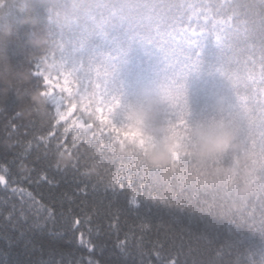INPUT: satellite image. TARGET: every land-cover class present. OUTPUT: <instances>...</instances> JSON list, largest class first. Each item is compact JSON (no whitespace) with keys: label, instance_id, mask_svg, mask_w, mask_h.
Instances as JSON below:
<instances>
[{"label":"trees","instance_id":"obj_1","mask_svg":"<svg viewBox=\"0 0 264 264\" xmlns=\"http://www.w3.org/2000/svg\"><path fill=\"white\" fill-rule=\"evenodd\" d=\"M22 3L16 16L27 22L13 19L4 52L13 69L8 73L12 84H0V99H18L16 91L24 89L28 99L16 112L28 105L29 113L22 112L26 123L34 107L58 112L46 93L45 72L72 79L76 94L83 95L71 96V102L77 103L76 114L91 130L68 120L67 125L52 121L55 127L43 130L37 122L31 131L37 137L49 132L55 136L70 126L61 140L71 146L77 135L95 170L118 179L139 207L112 220L96 217L78 226L74 244H65L67 237L61 241L72 251L66 264H88L89 259L100 264H264V0ZM72 18L75 22L69 23ZM33 32L43 35L41 43L32 42ZM148 82L166 86L168 118L177 137L191 109L193 117L232 121L242 147L205 159L178 147L169 178L160 183L138 149L120 152L131 135L122 106ZM38 89L48 96L47 103L29 105ZM217 96L226 98L222 111L216 109ZM2 109L0 104V148L10 134L4 131L5 115L11 118ZM20 131L28 134L30 127ZM2 157L0 150V165L6 166ZM241 183L252 185L243 198L235 192ZM19 187L48 201L47 186L37 189L24 182ZM56 191L67 194L60 201L65 210L84 205L90 209L93 201L104 199L102 192H78L63 180ZM81 239L103 241L104 250L94 244L90 249ZM121 243L128 244L127 257L121 256ZM5 247L12 245L0 239V250Z\"/></svg>","mask_w":264,"mask_h":264},{"label":"snow or ice","instance_id":"obj_2","mask_svg":"<svg viewBox=\"0 0 264 264\" xmlns=\"http://www.w3.org/2000/svg\"><path fill=\"white\" fill-rule=\"evenodd\" d=\"M16 92L18 99L9 96L0 99L3 113L11 116L5 115L4 131L10 134L5 136L0 148L6 163V166L0 165V186L4 193L0 197V239L12 245L11 248L0 250V257H3L0 264H66L65 257L72 255V251L62 246L61 241L67 237L64 243L74 244L78 226L91 223L96 217L112 220L125 213L138 211L139 207L135 197L129 198L118 179L113 181L103 172L95 170L88 151L77 135H73L71 146L61 140V135H66L70 126L65 127L59 135L53 136L49 132L37 137L31 131L36 128L37 122L41 130L45 127L54 128L52 121L57 124L64 121L67 125L68 116L34 107L25 123L22 112H16V106L27 101L28 96L22 88ZM25 127H30L28 134L20 131ZM28 135L32 136L31 140H28ZM13 137H18L15 143H8ZM61 180L74 185L78 192H87L89 188L94 193L102 192L104 199L93 201L90 209L84 205L77 206L78 210H65L60 201L67 199V194L56 191ZM24 182L35 185L37 189L47 186L48 201L45 202L43 198L37 200L32 192L19 187ZM16 197H19L18 201ZM92 232L93 229H89V233ZM96 234L101 235L98 226ZM80 243L87 244L90 249L94 244L100 251L105 247V243L99 240L81 239ZM119 250L122 257L128 256V244H119ZM88 264L100 262L89 259Z\"/></svg>","mask_w":264,"mask_h":264},{"label":"clouds","instance_id":"obj_3","mask_svg":"<svg viewBox=\"0 0 264 264\" xmlns=\"http://www.w3.org/2000/svg\"><path fill=\"white\" fill-rule=\"evenodd\" d=\"M23 10L22 0H0V84L11 87L8 73L13 72L4 55L6 45L12 37L13 19ZM75 22V18L68 21ZM44 37L32 33V42L41 43ZM48 96L41 90L32 93L28 104L40 106L47 103ZM226 103L224 96L216 97V109L222 111ZM20 111L29 113L28 105H21ZM169 96L166 86L152 82L140 86L135 98L122 106L125 128L131 133L122 143L120 152L138 149L145 164L156 171L157 180L165 183L169 178L170 166L178 147H185L194 157L205 159L221 156L229 151L235 152L242 147L239 133L232 121L220 118L193 117L192 110L187 112L183 130L179 137L173 132L168 118ZM252 185L241 183L236 187V195L243 198L250 194Z\"/></svg>","mask_w":264,"mask_h":264},{"label":"rangeland","instance_id":"obj_4","mask_svg":"<svg viewBox=\"0 0 264 264\" xmlns=\"http://www.w3.org/2000/svg\"><path fill=\"white\" fill-rule=\"evenodd\" d=\"M45 84L46 93L55 103L57 111L62 115L68 116V120L71 123L74 122L80 125L78 127L90 131L92 125L86 123L82 117L76 114V110L79 106H77V103L71 102V96L79 93V89L72 85V79L68 78L66 75L60 76L59 74H53L47 71L45 72ZM81 95H83V93H81ZM81 95L77 96L80 97Z\"/></svg>","mask_w":264,"mask_h":264}]
</instances>
